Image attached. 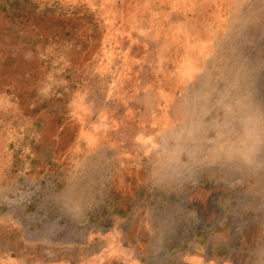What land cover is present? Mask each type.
<instances>
[{
	"label": "rangeland",
	"instance_id": "obj_1",
	"mask_svg": "<svg viewBox=\"0 0 264 264\" xmlns=\"http://www.w3.org/2000/svg\"><path fill=\"white\" fill-rule=\"evenodd\" d=\"M0 264H264V0H0Z\"/></svg>",
	"mask_w": 264,
	"mask_h": 264
}]
</instances>
